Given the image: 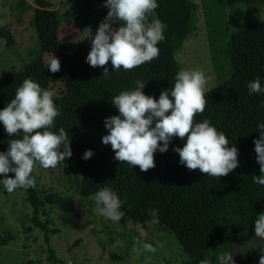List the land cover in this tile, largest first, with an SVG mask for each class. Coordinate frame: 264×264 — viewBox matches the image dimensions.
<instances>
[{"label":"trees","instance_id":"16d2710c","mask_svg":"<svg viewBox=\"0 0 264 264\" xmlns=\"http://www.w3.org/2000/svg\"><path fill=\"white\" fill-rule=\"evenodd\" d=\"M199 6L218 78L216 85L205 93L207 103L203 112L195 114L193 121L208 119L225 133L228 146L238 148V167L221 177L189 170L178 164L179 157L172 151L173 146L183 144L177 137L172 138L166 152L154 153L155 166L147 171L114 160L110 145L100 142L107 134L104 118L118 114L111 97L134 88L136 80L144 81L143 93L154 98L161 90L172 87L178 72L175 55L197 29ZM13 7L20 14L31 11L30 24L36 40L22 68L0 76V109L10 102L25 78L35 80L51 92V83L64 87L63 94H53L60 115L55 118L56 127L52 130L63 127L70 137L72 156L65 161L90 212L93 202L88 197L105 184L123 201L124 216L118 223L123 228L120 236L130 253L142 250V243L151 244L157 235L176 239L186 258L180 264H199L202 259L216 264L217 255L231 252L240 235L254 229L253 222L264 213V188L252 183V177L260 175L252 141L259 136L256 125L264 123L261 107L264 95L249 94L246 87L254 77H260L264 84V19L228 32L224 0H200V5L194 0H158L155 13L166 25L164 40L157 45L158 56L104 78L101 67L93 68L84 62L90 50L89 41L59 38L61 20L49 1L33 0L31 5L25 0H15ZM0 39L8 49L15 46L14 36L6 26L0 25ZM51 53L60 61V70L53 76L44 59L45 54ZM224 63L225 71L220 67ZM10 138L0 125V151L6 150ZM88 149L93 155L85 161L81 157ZM31 175L35 181V174ZM16 190L24 194L30 207L29 224L24 232L40 230L48 246L49 260L64 264L49 248L55 230L50 228L47 207L61 204L65 198L38 191L35 185ZM152 210H156L154 216L150 214Z\"/></svg>","mask_w":264,"mask_h":264},{"label":"clouds","instance_id":"9594fccd","mask_svg":"<svg viewBox=\"0 0 264 264\" xmlns=\"http://www.w3.org/2000/svg\"><path fill=\"white\" fill-rule=\"evenodd\" d=\"M102 7L107 12L95 33L90 27L82 31L85 38H90L86 64L101 67L102 77L108 78L117 70H130L158 56L157 45L164 40L166 28L155 13L158 0H103ZM45 66L50 73L58 72L59 58L51 53ZM209 79L202 69L181 68L174 76L172 87L161 90L156 98L145 95L142 91L145 82L136 80L134 88L111 97L118 114L104 118L107 134L101 137V144L110 145L114 160L138 166L144 172L155 166L154 153L166 152L172 138L177 137L183 140L181 147H172L179 157L178 164L214 177L229 174L238 167V148L228 146L225 133L218 131L208 119L193 121L194 115L203 112L206 106ZM246 87L249 94L264 95L260 77H254ZM59 115L53 93L31 78H25L10 102L0 109V125L11 137L6 150L0 151V186L5 191L34 187L31 174L36 165L55 168L72 156L65 128L52 130ZM255 131L259 136L252 141V151L260 175L253 176L252 183L264 188V123H258ZM92 155L91 149L85 150L81 159L86 161ZM88 199L93 202V211L104 218L119 222L124 216L123 201L105 184ZM150 214L154 216L156 210ZM253 224V236L264 239V213ZM142 247L155 251L147 242ZM230 253L217 255L216 264H234ZM199 264L210 261L202 259ZM258 264H264V249Z\"/></svg>","mask_w":264,"mask_h":264},{"label":"rangeland","instance_id":"374dc122","mask_svg":"<svg viewBox=\"0 0 264 264\" xmlns=\"http://www.w3.org/2000/svg\"><path fill=\"white\" fill-rule=\"evenodd\" d=\"M14 1L0 0V25L8 27L15 39V46L11 49L6 48L4 40L0 39V76L19 71L36 40L30 24L31 11L18 13L13 7ZM25 1L33 4V0ZM47 1L61 20L58 34L64 41L90 42L82 31L90 27L94 34L107 12L102 7L103 0ZM194 1L200 5V0ZM224 13L227 30L233 32L246 23L264 19V0H224ZM48 57L49 54L44 55L46 63ZM175 60L178 71L181 68L204 70L210 77L208 90L216 85L218 76L200 6L197 29L176 52ZM220 67L225 71L227 65L220 64ZM50 74L53 76L55 73ZM51 87L55 95L64 92L59 83H51ZM33 173L38 191L56 193L65 198L63 203L47 207L50 228L55 230L50 237L49 248L64 264H180L186 259L176 239L164 235L152 238L154 252L142 249L130 253L120 236L123 231L120 224L90 212L80 198L72 170L65 160L55 168L45 169L36 165ZM29 215L30 207L24 200V194L17 190L9 193L0 186V264H59L49 260L48 246L40 230L24 232V227L29 224ZM253 233L254 229L240 235L230 253L234 264H258L264 239L253 236ZM9 236L12 240L8 239ZM3 240H6L5 244Z\"/></svg>","mask_w":264,"mask_h":264}]
</instances>
